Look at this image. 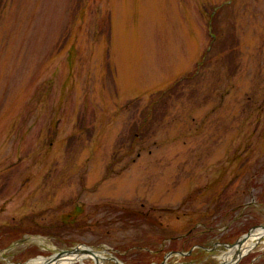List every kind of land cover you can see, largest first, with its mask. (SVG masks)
Here are the masks:
<instances>
[{
    "label": "rangeland",
    "instance_id": "obj_1",
    "mask_svg": "<svg viewBox=\"0 0 264 264\" xmlns=\"http://www.w3.org/2000/svg\"><path fill=\"white\" fill-rule=\"evenodd\" d=\"M255 227L264 0H0V264H222Z\"/></svg>",
    "mask_w": 264,
    "mask_h": 264
},
{
    "label": "bare ground",
    "instance_id": "obj_2",
    "mask_svg": "<svg viewBox=\"0 0 264 264\" xmlns=\"http://www.w3.org/2000/svg\"><path fill=\"white\" fill-rule=\"evenodd\" d=\"M262 237H264V228L256 229L250 238H248L241 246H239L238 249L237 247L230 248L228 253L221 256V259L224 262L223 264H233V259L237 256L236 253H239L240 259L243 256L251 253ZM86 249L87 248H82L81 253L78 254L64 255L57 260L50 261L48 264H72L75 262L85 264V260L90 258L99 261V264H104L103 261L106 258L105 253L107 251L87 252ZM27 264H45V261L43 258H38L33 261H29Z\"/></svg>",
    "mask_w": 264,
    "mask_h": 264
},
{
    "label": "water",
    "instance_id": "obj_3",
    "mask_svg": "<svg viewBox=\"0 0 264 264\" xmlns=\"http://www.w3.org/2000/svg\"><path fill=\"white\" fill-rule=\"evenodd\" d=\"M264 228V227H262ZM256 230V227L255 228H252L247 234L243 235L242 237H240L236 243L232 244V245H227L228 248H233V247H238L241 246L248 238H250V236L252 235L253 231ZM81 249H79L78 247H75L74 249L72 250H64V251H60L58 254H53V255H50L48 257H45L44 258V261H45V264H48L50 261L52 260H57L59 259L60 257L64 256V255H72V254H78V253H81ZM87 252H91V250H86ZM238 251V250H237ZM236 251V252H237ZM236 258L233 259V264H237V262L240 260L239 258V253H236ZM98 264V263H96ZM165 264V262L163 263ZM223 264V263H222Z\"/></svg>",
    "mask_w": 264,
    "mask_h": 264
}]
</instances>
